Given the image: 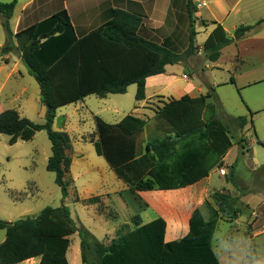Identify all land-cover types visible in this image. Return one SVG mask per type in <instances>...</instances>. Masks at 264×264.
Segmentation results:
<instances>
[{
    "label": "trees",
    "instance_id": "obj_1",
    "mask_svg": "<svg viewBox=\"0 0 264 264\" xmlns=\"http://www.w3.org/2000/svg\"><path fill=\"white\" fill-rule=\"evenodd\" d=\"M15 5L16 0L0 2L2 26L7 35V45L0 49V55L13 53L7 48L14 39L21 62L39 86L45 122L36 124L20 117L16 110L6 109L0 112V134L7 135L9 144L13 145L45 131L51 144L46 170L54 173L55 184L65 198L72 184L71 159L66 154L71 143L66 132L52 129L57 109L89 95L105 98L124 94L131 84L136 85L135 100H144L146 78L164 74L167 65L179 63L196 53V6L193 0H186L188 45L183 53H176L141 36L138 30L142 18L117 8L111 10L109 20L81 37L76 36L66 9L13 33L10 19ZM202 23L206 26L208 22L202 20ZM209 23L214 27L202 49L207 59L215 62L225 46L239 41L255 26L264 23V19L254 25L238 26L233 37L227 36L220 23ZM213 97L211 89L197 97L183 95L179 99H168L156 114L169 126L171 134L146 142L144 153L139 152L138 137L145 121L131 114L115 124L95 116V137L90 142L95 153L105 159L129 192L190 186L207 177L214 168L222 167L233 145L230 130L217 118L216 105L210 102ZM235 120L241 128L248 122L245 117ZM250 123L253 126L252 119ZM163 196L159 200L168 206L169 194ZM230 197L220 191L213 192L211 200L206 199L192 214L187 234L172 241L165 240L164 218L142 223L139 214L132 217L134 227L129 229L123 225L108 245L97 241L86 229L78 230L63 206H47L36 217L13 222L0 219V230L5 231L0 243V264H18L33 258H39L38 264H69L66 254L70 236L76 232L80 237L83 264H221L212 240L218 220L233 223L238 217ZM99 201V197H91L82 202L93 205ZM202 208L209 214L207 220ZM98 211L103 213L104 208L99 206Z\"/></svg>",
    "mask_w": 264,
    "mask_h": 264
},
{
    "label": "rangeland",
    "instance_id": "obj_2",
    "mask_svg": "<svg viewBox=\"0 0 264 264\" xmlns=\"http://www.w3.org/2000/svg\"><path fill=\"white\" fill-rule=\"evenodd\" d=\"M23 2L20 0V3ZM193 2L197 10L194 14L196 53L165 67L164 75L170 79L166 78L168 80L164 85L149 86L145 90L147 104L146 101L139 103L135 100L136 85L131 84L124 94H111L105 98L89 95L56 111L52 129L66 132L71 143L66 154L71 159L69 176L72 184L65 198L61 188L55 184L54 173L46 170L51 144L45 131L37 132L31 140H18L13 145L9 144L7 135L0 134L1 220L13 222L25 217L32 218L47 206H63L78 230L84 228L97 241L108 245L123 225L129 229L134 227V215L139 214L143 223L157 218L156 208L152 205L141 208L146 206L144 199L129 192L127 185L117 177L105 159L95 153L90 142L95 137L94 117L108 124H115L127 114L145 119L146 124L138 137L139 152L144 153L146 142L169 134V126L156 114L159 101H165L164 97L176 98L183 92L189 93L197 88L202 89L203 95L213 89L214 97L210 102L216 105L217 118L230 130L233 147L225 157V162L232 164L231 167H218L219 174L217 171L211 173V188L227 190L228 193H224L232 197V206L238 210L233 224L218 220L212 240L213 250L221 264H236L248 248L264 255V23L255 26L240 41L225 46L215 62L209 61L202 49L204 40L214 26L209 23L212 18L224 27L227 36L233 37L238 26L254 25L264 19V0ZM202 3L204 6L199 8ZM15 11L16 16L18 8ZM204 19L208 22L206 26L202 23ZM3 21L4 18L0 16V49L7 45ZM140 35L145 38L154 36L152 41L176 53H183L188 45L189 27L184 43H170L169 36H163V33L150 35L141 31ZM14 41L7 48L13 53L0 55V112L13 109L20 117L43 124L45 110L39 102V86L28 74L25 65L19 62ZM7 55L10 59L5 58ZM183 74L188 79H183ZM249 111L253 113L252 116ZM237 117H245L248 123L241 128L235 120ZM157 192L169 194V191L149 193L157 199L153 195ZM211 195L212 190L206 193V199L211 200ZM91 197H99V204L82 202ZM157 202L159 210L165 212L168 209L166 203L159 199ZM99 206L104 208L103 213L98 211ZM202 213L207 220L209 214L205 208H202ZM49 229L52 233L50 226ZM4 238L5 231L0 230V243ZM80 254V237L76 232L70 236L66 254L68 263L83 264ZM38 262L39 258H33L18 264Z\"/></svg>",
    "mask_w": 264,
    "mask_h": 264
},
{
    "label": "crops",
    "instance_id": "obj_3",
    "mask_svg": "<svg viewBox=\"0 0 264 264\" xmlns=\"http://www.w3.org/2000/svg\"><path fill=\"white\" fill-rule=\"evenodd\" d=\"M201 6H204V3H202V5L200 4L199 8ZM17 8L19 12L15 16V10ZM116 8L122 9L134 15H138L142 18V22L138 30L139 34L141 33V31L147 32L150 35L154 32L160 33V35H162L163 33V36H169L170 43H175L177 41L184 43L187 39L185 35L189 27V19L186 13V0H24L23 3H20V0H16L14 12L12 18L10 19V27L13 33H15L22 28H26L32 24L44 20L45 18L51 16L52 14L61 9H66L76 36L81 37L97 29L107 20H109L111 10ZM212 21H216L215 18H212ZM152 37L149 36L146 38L152 40ZM5 58L10 59L8 55L5 56ZM20 61L21 60L19 58V62ZM166 78L168 77H166V75L164 74L150 76L146 78L145 90L149 86L153 87L164 85V83L167 82L168 79H170ZM194 91H196V93ZM183 95L197 97L199 95H203V92L201 88H197L189 93L183 92L173 99H179ZM155 96L163 95L156 94ZM164 99L165 101H159L156 110L158 108H161L164 103L168 102L167 98L164 97ZM145 101L146 95L144 100L137 102L144 103ZM42 107L44 106L42 105ZM123 117H121L116 123H118ZM143 120L145 121V119ZM169 134H171L170 130ZM225 157L223 159L222 167H231L232 164H228L225 162ZM216 171L218 173V169L214 168L210 171L207 177L190 186L174 190H166L169 191V199L166 200L167 203L169 201V208L165 212L157 208V200L160 198H164L163 194H166V192L154 193L153 195H155L157 199L151 197V194L149 192L152 191L136 192L138 196L144 199V202L146 204L145 207L141 208L145 209L146 207H150L152 205L156 208L158 217H162L165 219V240L167 239L166 241L178 240L182 238L185 234H187L189 230V220L194 211L200 209L201 205L206 199V193L211 190L212 193L215 191H219L213 190V188H211V173ZM220 191L222 193H224L225 191L227 192V190H224V188H221Z\"/></svg>",
    "mask_w": 264,
    "mask_h": 264
},
{
    "label": "clouds",
    "instance_id": "obj_4",
    "mask_svg": "<svg viewBox=\"0 0 264 264\" xmlns=\"http://www.w3.org/2000/svg\"><path fill=\"white\" fill-rule=\"evenodd\" d=\"M236 264H264V255L248 248L243 251L241 256L237 259Z\"/></svg>",
    "mask_w": 264,
    "mask_h": 264
},
{
    "label": "built area",
    "instance_id": "obj_5",
    "mask_svg": "<svg viewBox=\"0 0 264 264\" xmlns=\"http://www.w3.org/2000/svg\"><path fill=\"white\" fill-rule=\"evenodd\" d=\"M182 78L183 79H188V76L186 74H183Z\"/></svg>",
    "mask_w": 264,
    "mask_h": 264
}]
</instances>
